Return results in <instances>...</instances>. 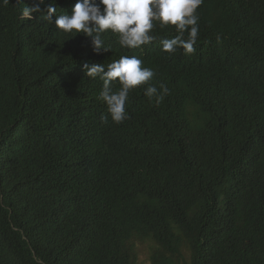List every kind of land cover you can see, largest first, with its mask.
<instances>
[{
    "label": "trees",
    "instance_id": "trees-1",
    "mask_svg": "<svg viewBox=\"0 0 264 264\" xmlns=\"http://www.w3.org/2000/svg\"><path fill=\"white\" fill-rule=\"evenodd\" d=\"M32 3L0 0V264H136L134 235L152 264H264V0H203L191 54H125L169 92L133 89L119 124L82 65L129 50Z\"/></svg>",
    "mask_w": 264,
    "mask_h": 264
},
{
    "label": "clouds",
    "instance_id": "clouds-1",
    "mask_svg": "<svg viewBox=\"0 0 264 264\" xmlns=\"http://www.w3.org/2000/svg\"><path fill=\"white\" fill-rule=\"evenodd\" d=\"M76 1L71 11H62L57 14V6L69 8L66 0H33V3L22 9V16L33 19L34 14H41V18L49 24L54 22L56 28L75 36L83 33L85 41L90 44L95 53L111 50V45L106 43L105 34L111 32L118 37L124 52L121 56L109 62L87 63L82 65L86 76L99 78L103 84L98 94V99L106 104L110 119L122 123L129 118L126 103L129 93L133 89L146 85L144 95L156 102L163 100L169 92L166 85L161 83L159 88L149 83L156 75L151 67L144 66V61L139 57L125 55L139 49L140 53L146 51V46L156 43L161 46V51L172 54L178 49H183L185 54L195 51L199 35V15L197 9L203 0H72ZM6 5L9 0H3ZM157 27L165 28L166 34L156 36ZM176 33L172 38L169 35ZM170 38V39H169ZM113 82H118L120 87L113 90ZM106 119V118H105ZM152 240V236L137 238ZM131 243V242H130Z\"/></svg>",
    "mask_w": 264,
    "mask_h": 264
},
{
    "label": "rangeland",
    "instance_id": "rangeland-1",
    "mask_svg": "<svg viewBox=\"0 0 264 264\" xmlns=\"http://www.w3.org/2000/svg\"><path fill=\"white\" fill-rule=\"evenodd\" d=\"M153 241L152 240H141L138 241L137 248V262L136 264H152L151 263V251Z\"/></svg>",
    "mask_w": 264,
    "mask_h": 264
}]
</instances>
